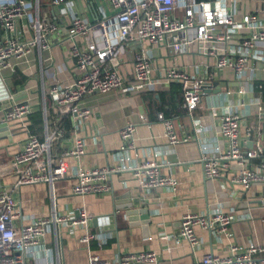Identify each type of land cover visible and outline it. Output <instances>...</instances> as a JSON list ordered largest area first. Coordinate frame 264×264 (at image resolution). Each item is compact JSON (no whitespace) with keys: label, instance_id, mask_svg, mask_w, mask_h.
I'll return each mask as SVG.
<instances>
[{"label":"crops","instance_id":"obj_1","mask_svg":"<svg viewBox=\"0 0 264 264\" xmlns=\"http://www.w3.org/2000/svg\"><path fill=\"white\" fill-rule=\"evenodd\" d=\"M68 1H71L68 6H56L52 0H40L43 16L60 25L59 31L50 39V48L41 53L34 48L22 59H12V67L0 74L6 87L14 91L15 101L27 99L32 103L37 119L32 124L38 133L44 127L41 112L43 88L48 89L53 83L69 84L79 73L71 57L69 13H75L93 25L113 14L105 0ZM226 5L239 20L245 12H254L264 21V0H228ZM24 23L19 21L18 30L23 28ZM5 34L6 31L0 30V40ZM87 40L79 41L86 43ZM237 42V36L229 37L218 44V49L234 53ZM200 46L202 44L197 42L176 51L169 44L123 43L117 59L120 74L131 80L135 55L145 51L154 59V77L161 76L165 88L139 94L124 95L112 91L88 96L84 103L93 109V114L87 128L78 131V135L85 139L86 153L79 158L68 159V172L56 182L54 201L51 187L46 182L15 189L14 195L19 201L17 210L23 218L33 215L51 217L53 208L57 215L76 218L84 209L90 217L87 229L81 226L71 231L65 223L52 224L43 239L45 252L30 259L29 264H89L93 253L101 254L110 262L121 252L148 249L160 254L162 264H196L195 255L187 245L177 246L162 237L179 233L180 219L185 213L207 214L217 208H222L234 218L231 225L234 237L220 241L209 232L199 231L202 241L199 254L213 251L227 255L231 241L243 246L252 243L264 245V185L256 183L246 189L224 180L205 179L201 162L205 153L217 156L229 147V141L221 134L220 118L230 110L240 116L243 137L249 127L262 126L258 133L264 144V118L260 116L264 107V60L252 62L249 69L253 72L248 71L246 77L235 76L230 69H221L215 77L218 85L206 91L201 105L190 114L183 105L180 84H169L164 74L165 69L173 65L197 75H201L203 66L209 65L212 71L216 58L204 55ZM16 71L21 73L17 79L24 75L25 82L15 83ZM47 103L50 130L64 127L71 132L74 125L71 113L57 109L49 96ZM158 112L173 119L180 137L188 135L190 139L176 145L168 143ZM1 115L0 112V118ZM129 123L135 125V149L122 148L120 131ZM10 130L11 134L0 130V189L12 188L16 183L12 157L22 148L27 136L20 123L10 124ZM73 135L67 132L66 138L58 141L55 147L57 154L72 145ZM252 146L253 142L249 141L247 147ZM150 151L159 152L157 162L161 171L172 175L177 181L176 186L140 191L136 186L123 185V181L131 178L133 169ZM260 161L261 158H249L245 163L257 168ZM108 166L117 169L112 174L113 192L106 195L73 194L75 170ZM238 168L237 163L232 162L231 169ZM131 208L148 210L147 229L141 223L142 213L136 214L137 220L132 222L134 225L129 222L125 211ZM21 220L18 219L17 223L21 224ZM87 230L100 233L102 238H106L105 243L81 241Z\"/></svg>","mask_w":264,"mask_h":264},{"label":"built area","instance_id":"obj_2","mask_svg":"<svg viewBox=\"0 0 264 264\" xmlns=\"http://www.w3.org/2000/svg\"><path fill=\"white\" fill-rule=\"evenodd\" d=\"M113 14L105 17L96 25L91 24L75 13H69L68 37L72 41L71 57L79 70L78 75L69 84L53 83L42 90L43 129L34 130L35 112L30 100H17L8 91L0 78V123H20L27 136L22 148L12 157V172L17 181L12 188L0 189V264H29L37 254L45 252L43 239L52 224L65 223L71 231L77 227L88 228L89 215L80 210L78 218L57 215L55 208L52 216L33 215L23 218L17 210L19 201L14 195L15 189L23 185L41 182L49 183L53 201L56 182L67 175L69 158H79L86 153L85 139L78 131L87 128L93 109L84 103L91 95L119 91L122 94H139L165 88L160 77H154V59L145 51L135 55L133 78L125 79L117 67V59L125 42H149L160 46L169 44L180 51L184 46L200 43L201 52L216 58L213 70L203 66L201 75L193 74L176 65L165 69L167 82L179 83L183 91V105L191 114L197 109L206 93V88H213L217 72L230 69L235 76L246 77L250 64L264 60V21L254 12H245L239 20L228 9V0H105ZM71 1L52 0L53 5ZM24 26L18 30L19 21ZM60 25L42 14L40 0H0V30L6 34L0 40V74L12 67V59H22L34 48H50V39L57 33ZM191 31V32H190ZM192 33V34H191ZM29 34L28 36H26ZM238 37L234 53L220 52L218 44L229 37ZM80 39H88L86 43ZM253 72V71H252ZM252 75V74H251ZM253 78V75L252 77ZM50 97L57 109L71 113L74 125L71 132L64 127L50 130L48 123V103ZM264 118V107L260 111ZM145 120L144 116H141ZM158 119L163 122L168 143L176 145L186 142L190 136H179L172 118L158 112ZM221 134L229 141L227 150L217 156L205 153L202 158L205 179H219L238 184L248 189L256 183L264 185V144L259 137L261 127L251 126L246 136L241 135L240 116L228 111L220 118ZM11 131V130H10ZM73 135L72 145L55 152V147L66 134ZM135 125L127 124L121 131L122 148L135 149ZM253 142L251 148L247 147ZM158 151H150L137 165L130 179H125L126 187L136 186L140 191L155 187H174L176 179L170 174H163L157 162ZM251 158H261L257 168L246 165ZM232 162L238 169L232 170ZM114 167H92L77 169L72 192L77 196L106 195L114 190L112 174ZM55 203V202H54ZM22 218L21 224L18 219ZM234 218L217 208L207 214L185 213L180 219V231L174 235H164L162 239L173 241L175 245H187L194 253L196 264H264V245H239L231 241L227 255L206 251L198 253L201 247L199 231L209 232L222 241L233 239L231 225ZM81 241L105 243L100 233H87ZM89 264H162L160 254L152 249L143 251L121 252L113 261H108L101 254L93 253Z\"/></svg>","mask_w":264,"mask_h":264},{"label":"water","instance_id":"obj_3","mask_svg":"<svg viewBox=\"0 0 264 264\" xmlns=\"http://www.w3.org/2000/svg\"><path fill=\"white\" fill-rule=\"evenodd\" d=\"M215 85H218V83L216 82ZM207 91H210V88H206ZM220 90V87L218 89V91ZM8 91L10 93H13L14 91L12 90L11 87H8ZM16 98H18V96H16ZM0 130H3L7 133H10V129L9 126L6 123H0ZM11 134V133H10ZM138 213H142V217H141V223L144 225V229H147V224L149 222V212L146 208H141V209H127L125 211L126 216L128 217L129 222H131V224L134 225V223H132L133 221L137 220L136 214Z\"/></svg>","mask_w":264,"mask_h":264},{"label":"trees","instance_id":"obj_4","mask_svg":"<svg viewBox=\"0 0 264 264\" xmlns=\"http://www.w3.org/2000/svg\"><path fill=\"white\" fill-rule=\"evenodd\" d=\"M20 75H21V73H19L18 71L15 72L14 78H15V83H17V84L23 83L26 80V77H24V75L21 76L20 79H17V77L20 76Z\"/></svg>","mask_w":264,"mask_h":264}]
</instances>
